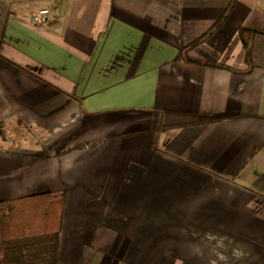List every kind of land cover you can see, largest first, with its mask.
I'll list each match as a JSON object with an SVG mask.
<instances>
[{
    "label": "crops",
    "instance_id": "0c3cea01",
    "mask_svg": "<svg viewBox=\"0 0 264 264\" xmlns=\"http://www.w3.org/2000/svg\"><path fill=\"white\" fill-rule=\"evenodd\" d=\"M250 31L264 0H0V201L65 193L56 264H264Z\"/></svg>",
    "mask_w": 264,
    "mask_h": 264
},
{
    "label": "trees",
    "instance_id": "16d2710c",
    "mask_svg": "<svg viewBox=\"0 0 264 264\" xmlns=\"http://www.w3.org/2000/svg\"><path fill=\"white\" fill-rule=\"evenodd\" d=\"M250 32L245 39L250 57L264 66V52L257 51V40L264 35ZM64 203L65 193L0 201V264H56Z\"/></svg>",
    "mask_w": 264,
    "mask_h": 264
},
{
    "label": "built area",
    "instance_id": "2783aa9c",
    "mask_svg": "<svg viewBox=\"0 0 264 264\" xmlns=\"http://www.w3.org/2000/svg\"><path fill=\"white\" fill-rule=\"evenodd\" d=\"M48 10L43 9L32 14V23L37 26H43L48 15Z\"/></svg>",
    "mask_w": 264,
    "mask_h": 264
}]
</instances>
